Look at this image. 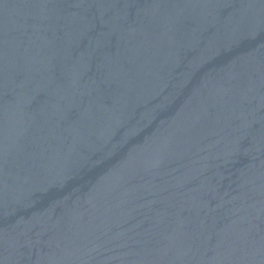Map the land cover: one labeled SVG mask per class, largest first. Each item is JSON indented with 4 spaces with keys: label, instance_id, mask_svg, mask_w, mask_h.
Instances as JSON below:
<instances>
[{
    "label": "water",
    "instance_id": "obj_1",
    "mask_svg": "<svg viewBox=\"0 0 264 264\" xmlns=\"http://www.w3.org/2000/svg\"><path fill=\"white\" fill-rule=\"evenodd\" d=\"M0 264H264V0H0Z\"/></svg>",
    "mask_w": 264,
    "mask_h": 264
}]
</instances>
